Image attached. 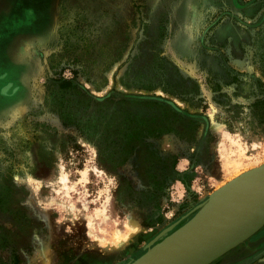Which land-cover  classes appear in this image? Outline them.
Returning <instances> with one entry per match:
<instances>
[{
    "label": "rangeland",
    "instance_id": "1",
    "mask_svg": "<svg viewBox=\"0 0 264 264\" xmlns=\"http://www.w3.org/2000/svg\"><path fill=\"white\" fill-rule=\"evenodd\" d=\"M263 97L264 0H0V264H130L243 197L264 124L228 107ZM253 235L210 264H264Z\"/></svg>",
    "mask_w": 264,
    "mask_h": 264
},
{
    "label": "water",
    "instance_id": "2",
    "mask_svg": "<svg viewBox=\"0 0 264 264\" xmlns=\"http://www.w3.org/2000/svg\"><path fill=\"white\" fill-rule=\"evenodd\" d=\"M259 174L264 175V166L246 176L241 183L227 187L246 186ZM216 193L200 210L214 203ZM233 213V216H222L218 224L211 222L193 227L197 213L179 231L147 250L130 264H210L264 226V195L257 201L249 200L239 205Z\"/></svg>",
    "mask_w": 264,
    "mask_h": 264
},
{
    "label": "bare ground",
    "instance_id": "3",
    "mask_svg": "<svg viewBox=\"0 0 264 264\" xmlns=\"http://www.w3.org/2000/svg\"><path fill=\"white\" fill-rule=\"evenodd\" d=\"M251 187L247 194L243 195V197L237 198L234 200L233 194H226L224 197H221V199H218L217 205L213 208L212 211L207 212H201V214L193 221V227L205 225L207 223L215 222L213 224H218L220 222V219L222 216H233V212L235 208H237L239 205H243L249 200L257 201L260 197L264 195V175H258L255 178L251 179ZM227 193V192H226ZM233 193V192H232ZM235 194V193H234ZM233 198V199H232ZM215 202V203H216ZM243 203V204H242ZM205 211V210H204ZM232 214V215H231ZM133 222V221H132ZM131 222V226L134 228L135 233H138L140 231V226L136 227L135 223ZM140 225V224H139ZM133 234V233H132ZM135 235V234H134ZM129 236L125 237L126 239ZM126 239H120V243L123 245L126 244ZM130 239V238H129ZM121 245V244H120ZM123 247V246H122Z\"/></svg>",
    "mask_w": 264,
    "mask_h": 264
},
{
    "label": "trees",
    "instance_id": "4",
    "mask_svg": "<svg viewBox=\"0 0 264 264\" xmlns=\"http://www.w3.org/2000/svg\"><path fill=\"white\" fill-rule=\"evenodd\" d=\"M236 80L232 82L239 85V81ZM235 94L242 95L239 87L236 89ZM222 96L226 95L222 94ZM244 108L245 106L241 104L229 105L228 111H232L234 117H239L242 115L243 119H247L248 115L251 114L253 117L257 118L260 123L264 124V97L257 99L253 104H251L252 110L250 113H247ZM127 139L128 141L123 145L124 152L129 153L130 151H134L137 147L146 146L143 140L140 141L138 135L132 136L130 134L127 136ZM11 186L12 185L9 183L8 192L6 194L0 195V218L4 221L6 219V221L12 220L13 215L16 213V211H18L17 208L13 207L15 200H18V198H14L15 194L13 193Z\"/></svg>",
    "mask_w": 264,
    "mask_h": 264
},
{
    "label": "flooded vegetation",
    "instance_id": "5",
    "mask_svg": "<svg viewBox=\"0 0 264 264\" xmlns=\"http://www.w3.org/2000/svg\"><path fill=\"white\" fill-rule=\"evenodd\" d=\"M12 48L14 49V48H16V46H12ZM12 49V50H13ZM14 56V55H13ZM14 58H16V60H13V68H9L8 67V65H6V63H5V74L7 75V78L9 77H11V76H13V75H17V76H19V78L21 77L22 78V76H20L22 73H23V71L20 69L21 67H20V65H22V63H21V61H19V59H17L18 57H16V56H14ZM21 73V74H20ZM6 78V79H7ZM8 80V79H7ZM10 80V79H9ZM7 81V82H9V83H7L6 82V85H5V89L6 90H8V89H10L14 84L12 83V82H10V81ZM22 87L21 86H19V89H18V91L17 92H15L14 91V93H20V91L22 90L21 89ZM14 94L16 97H19V95L20 94ZM13 95V96H14ZM16 97H14V98H16ZM257 236V235H256ZM255 236V238H253V239H251V242H250V244L249 245H252V246H255V245H264V235H262V236H260V235H258L257 237ZM261 251H258V252H256L255 254H252V255H250V256H248V257H246V259H244V261H242V263L241 264H247V263H250L251 261H252V259L258 254V253H260ZM262 252H263V250H262ZM244 255H246V253L245 254H243L242 256H244ZM236 257L235 256V254H233L232 255V257ZM251 264H253V262H251Z\"/></svg>",
    "mask_w": 264,
    "mask_h": 264
},
{
    "label": "crops",
    "instance_id": "6",
    "mask_svg": "<svg viewBox=\"0 0 264 264\" xmlns=\"http://www.w3.org/2000/svg\"><path fill=\"white\" fill-rule=\"evenodd\" d=\"M255 238V235H253L252 239ZM96 264H103V263H100V262H95Z\"/></svg>",
    "mask_w": 264,
    "mask_h": 264
}]
</instances>
